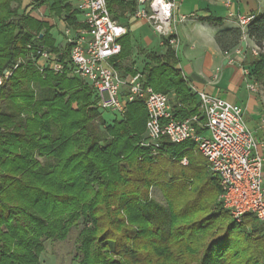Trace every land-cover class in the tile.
I'll return each mask as SVG.
<instances>
[{"label":"trees","instance_id":"trees-1","mask_svg":"<svg viewBox=\"0 0 264 264\" xmlns=\"http://www.w3.org/2000/svg\"><path fill=\"white\" fill-rule=\"evenodd\" d=\"M16 1L0 0V73L22 60L0 87V264H40L45 242L66 240L81 221L77 264H264V226L252 215L239 223L220 204V184L205 171L196 144L162 138L160 149L144 148L143 101L107 121L96 91L68 66L59 74L41 72L30 54L39 42L55 50L52 28L19 13ZM71 1L49 7L79 32L86 26ZM127 3L134 13L136 2ZM124 4L107 1L111 12ZM246 31L260 49L251 71L264 93V13ZM243 37L242 28L228 29L215 41L230 53ZM120 43L112 66L123 76L137 73L126 65L130 34ZM166 45L164 55H148L140 72L147 86L172 95L175 119L185 120L199 114V104L175 49ZM71 47L62 48L65 59ZM34 82L54 88L52 99L36 100ZM6 102L16 114L2 112ZM151 202L169 209V232L143 212L141 205Z\"/></svg>","mask_w":264,"mask_h":264},{"label":"built area","instance_id":"built-area-1","mask_svg":"<svg viewBox=\"0 0 264 264\" xmlns=\"http://www.w3.org/2000/svg\"><path fill=\"white\" fill-rule=\"evenodd\" d=\"M74 1L86 27L79 32L69 27L65 30L67 42L72 45L68 59L64 58L63 49L53 50L37 43L30 56L38 69L43 73L50 70L59 74L68 66L93 87L101 109L113 112L117 117H123L128 104L143 101L148 119L140 145L156 151L160 149L162 138L177 144H196L209 171L220 184V204L237 222L252 215L264 226V156L259 151L264 142H258L248 128L244 108L194 89L199 114L185 120L175 119L171 94L147 86L142 72L123 76L112 66L111 60L121 54L120 39L126 35V30L111 15L108 0ZM176 6V0H138L136 17L153 25L169 44L176 45L173 38ZM186 19V16H180L178 21ZM253 19L254 16H239V24L245 30ZM259 52L257 46L248 52L247 46L240 45L227 57L228 65L240 67L247 89L254 93L260 92L261 88L244 60L250 55L257 57ZM21 62L0 73V87ZM182 164L187 165V159Z\"/></svg>","mask_w":264,"mask_h":264},{"label":"crops","instance_id":"crops-1","mask_svg":"<svg viewBox=\"0 0 264 264\" xmlns=\"http://www.w3.org/2000/svg\"><path fill=\"white\" fill-rule=\"evenodd\" d=\"M124 1V9L116 6L110 13L125 28L126 34L130 33V26L134 24L136 28L143 29V45L147 51L154 42L159 43L162 48L167 46L166 44L174 46L150 28L149 23L136 17L138 0H134L136 2L134 13L127 6V2L132 0ZM72 2L76 9V2L74 0ZM176 2L173 38L179 47L173 48L179 58V68L186 77L192 94L194 95V89L205 91L234 105L242 106L248 128L253 131L258 142H264V94L262 90L254 93L247 89V81L240 67L227 64L229 53L223 52L215 41L219 31L242 28L239 16H257L264 13V0H176ZM52 3L53 0H47V4L44 5L40 0H18L12 6L19 7L21 14L47 23L52 28L50 33L55 41L54 49L57 50L64 48L67 43L64 32L68 26L65 23V14L57 16L51 11L49 5ZM180 16H186L187 19L179 22ZM82 18L78 13V19L82 21ZM209 19L216 21L208 22ZM243 31L244 41H241L239 46L256 47L253 40L248 37L246 29ZM156 54L164 55L165 51ZM254 58L250 55L244 60V64L251 68V60ZM148 62L146 59L141 68L143 69ZM259 151L264 156V147L260 146Z\"/></svg>","mask_w":264,"mask_h":264},{"label":"rangeland","instance_id":"rangeland-1","mask_svg":"<svg viewBox=\"0 0 264 264\" xmlns=\"http://www.w3.org/2000/svg\"><path fill=\"white\" fill-rule=\"evenodd\" d=\"M71 3L74 6V2L71 1ZM149 26L156 32L153 25L149 24ZM130 28L131 31L129 34H130L131 46L134 55H132V57L126 61V65L134 71L135 70L142 71L143 69L141 67L145 62V60L148 59L149 54L160 51L162 52L165 51L166 53L168 48L167 46L162 48L160 47L159 43L154 42L152 46H150L149 51H147L146 46L143 45V29L136 28L134 24H131ZM64 38L65 40H68V37L65 34H64ZM163 38L164 40H166L164 36ZM173 47L175 49H178L179 45H174ZM251 50L252 48H248V52H251ZM146 52L149 53L146 54ZM143 58L145 60H143ZM31 87L34 90L36 100L39 101L49 100L52 99V97L54 96V88L52 87H47V86L44 87L37 82L32 83ZM1 109L4 114H16V109L12 103L9 102L3 103ZM24 116H26V114H24L23 117ZM103 117L107 121H113L117 116L113 112L106 110L103 111ZM144 136L145 133L143 134L142 138ZM205 171H207L209 176L214 178L212 173L209 171V168L208 170L205 168ZM141 206L143 212L150 216L151 220L156 226H159L166 233L169 232L171 218H170V211L168 208H160L152 202L148 204H142ZM83 227H84V223L83 221H81L80 228L79 229L73 228L68 238L64 241L63 240H59L55 242H51L50 240L46 241L45 242L46 250L40 256V264H77V262L75 261V256L77 255V237L79 230L83 229Z\"/></svg>","mask_w":264,"mask_h":264}]
</instances>
